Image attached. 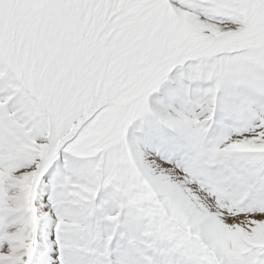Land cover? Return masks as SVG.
<instances>
[{"label": "snow or ice", "instance_id": "obj_1", "mask_svg": "<svg viewBox=\"0 0 264 264\" xmlns=\"http://www.w3.org/2000/svg\"><path fill=\"white\" fill-rule=\"evenodd\" d=\"M0 264H264V0H0Z\"/></svg>", "mask_w": 264, "mask_h": 264}]
</instances>
